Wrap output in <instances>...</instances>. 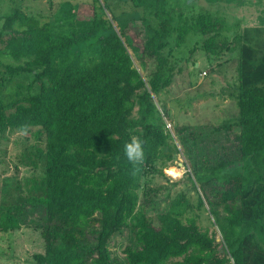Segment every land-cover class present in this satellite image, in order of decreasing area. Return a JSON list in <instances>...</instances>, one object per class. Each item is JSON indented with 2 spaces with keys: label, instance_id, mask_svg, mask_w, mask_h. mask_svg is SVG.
I'll list each match as a JSON object with an SVG mask.
<instances>
[{
  "label": "trees",
  "instance_id": "trees-1",
  "mask_svg": "<svg viewBox=\"0 0 264 264\" xmlns=\"http://www.w3.org/2000/svg\"><path fill=\"white\" fill-rule=\"evenodd\" d=\"M111 1L94 0L89 29L58 39L42 14L15 5L0 15V56L14 62L3 63L1 83L30 75L27 87L36 88L6 100L0 93V131L38 127L34 135H44V148L37 149L43 175L26 199L41 216L43 251L33 253V261L264 264V48L240 45L237 82L229 93L236 118L210 128L174 125L171 135L159 94L174 74L172 41L180 46L195 34L208 56H219L231 48L219 37L223 25L200 11L179 12L175 25L168 0H128L134 13L142 11L139 16L117 13ZM130 22L141 26V49L127 37ZM92 37L99 49L93 61L71 54ZM133 136L144 142L139 165L123 151ZM169 138L185 159L195 198L178 191L156 210L148 195L155 190L143 188L141 197L139 189L156 161L173 159L165 149ZM201 208L212 215L220 239L198 225L194 210ZM7 212L3 230L18 228L17 213ZM121 228L129 229L131 241L118 259L109 242Z\"/></svg>",
  "mask_w": 264,
  "mask_h": 264
},
{
  "label": "rangeland",
  "instance_id": "rangeland-1",
  "mask_svg": "<svg viewBox=\"0 0 264 264\" xmlns=\"http://www.w3.org/2000/svg\"><path fill=\"white\" fill-rule=\"evenodd\" d=\"M108 1V0H107ZM94 0H0V15L13 10L18 5L22 9L44 15L51 24V32L58 39L69 32L81 33L90 27L93 15ZM114 10L121 15H142L135 12L128 0H112ZM167 7L175 15H191L197 12L209 13L218 19L223 28L219 37L230 41V49H224L219 56H208L202 49L201 37L195 34L186 36L180 46L171 44L172 60L175 64L172 82L160 94L163 119L174 125L207 126L221 123L223 120L236 118L238 108L229 93L234 91L237 82V63L239 48L248 43L261 51L264 48V0H168ZM127 37L139 49L142 48L141 26L139 22H130ZM175 35V34H174ZM98 43L95 38L75 44L72 53H80L85 63H90L98 54ZM139 53V51L137 52ZM1 55V54H0ZM136 54V58H137ZM14 63L12 59L0 56V69L3 63ZM151 70L147 66V72ZM206 71V74L202 72ZM32 77H14L1 83L0 93L6 100L18 92H34L28 89ZM232 89V90H231ZM230 93V94H231ZM38 127L30 129L7 128L0 131V264H35L33 253L43 251V240L40 229L39 208H30L26 199L35 193L34 181L43 175V154L37 149L44 148V135H34ZM206 130H208L206 128ZM177 141L169 138L165 149L173 152V159L156 161V170L149 172L141 179L143 188H152L155 192L148 195L153 199L156 210L165 209L171 198L184 191L193 201L195 195L186 180L183 165L184 157L178 149ZM175 151V153H174ZM173 165L181 173L174 177L168 173V166ZM166 168V169H165ZM178 181V182H177ZM11 210L17 214L18 228L3 230L5 215ZM153 213L154 210H150ZM200 228L207 229L220 239L213 217L205 208L194 210ZM131 241L128 228H121L109 242V249L118 259L123 257V249Z\"/></svg>",
  "mask_w": 264,
  "mask_h": 264
},
{
  "label": "clouds",
  "instance_id": "clouds-1",
  "mask_svg": "<svg viewBox=\"0 0 264 264\" xmlns=\"http://www.w3.org/2000/svg\"><path fill=\"white\" fill-rule=\"evenodd\" d=\"M144 142L136 136H133L130 140V142L125 143L124 145V155L127 158V160L132 163L133 165H139L143 163L144 160V148H143ZM138 169L134 168L133 174H135V171ZM181 173L179 171L173 170V176L179 177Z\"/></svg>",
  "mask_w": 264,
  "mask_h": 264
},
{
  "label": "bare ground",
  "instance_id": "bare-ground-1",
  "mask_svg": "<svg viewBox=\"0 0 264 264\" xmlns=\"http://www.w3.org/2000/svg\"><path fill=\"white\" fill-rule=\"evenodd\" d=\"M173 170L177 171L174 167H168V173L173 176Z\"/></svg>",
  "mask_w": 264,
  "mask_h": 264
},
{
  "label": "built area",
  "instance_id": "built-area-1",
  "mask_svg": "<svg viewBox=\"0 0 264 264\" xmlns=\"http://www.w3.org/2000/svg\"><path fill=\"white\" fill-rule=\"evenodd\" d=\"M202 73L203 74H206V71H203ZM166 126H167V128H171V123L168 122V121H166Z\"/></svg>",
  "mask_w": 264,
  "mask_h": 264
}]
</instances>
